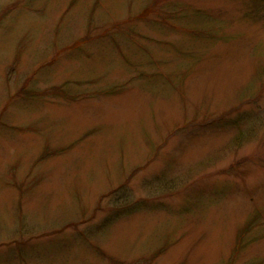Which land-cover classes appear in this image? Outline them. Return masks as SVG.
Returning <instances> with one entry per match:
<instances>
[{"label":"rangeland","instance_id":"1","mask_svg":"<svg viewBox=\"0 0 264 264\" xmlns=\"http://www.w3.org/2000/svg\"><path fill=\"white\" fill-rule=\"evenodd\" d=\"M0 264H264V0H0Z\"/></svg>","mask_w":264,"mask_h":264}]
</instances>
